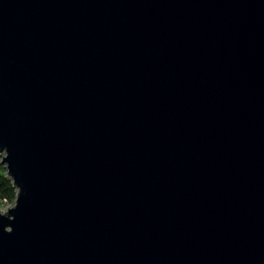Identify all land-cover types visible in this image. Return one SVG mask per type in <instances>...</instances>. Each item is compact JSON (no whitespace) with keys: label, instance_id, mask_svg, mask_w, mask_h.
Returning <instances> with one entry per match:
<instances>
[{"label":"water","instance_id":"1","mask_svg":"<svg viewBox=\"0 0 264 264\" xmlns=\"http://www.w3.org/2000/svg\"><path fill=\"white\" fill-rule=\"evenodd\" d=\"M0 264H264V0H0Z\"/></svg>","mask_w":264,"mask_h":264},{"label":"trees","instance_id":"2","mask_svg":"<svg viewBox=\"0 0 264 264\" xmlns=\"http://www.w3.org/2000/svg\"><path fill=\"white\" fill-rule=\"evenodd\" d=\"M0 156V206L4 207L13 204L16 200L17 190L14 188L12 181L7 177V170L1 163Z\"/></svg>","mask_w":264,"mask_h":264}]
</instances>
